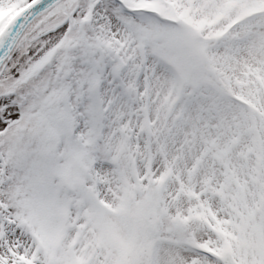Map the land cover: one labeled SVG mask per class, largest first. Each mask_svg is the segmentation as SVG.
Instances as JSON below:
<instances>
[{
	"label": "snow or ice",
	"instance_id": "snow-or-ice-1",
	"mask_svg": "<svg viewBox=\"0 0 264 264\" xmlns=\"http://www.w3.org/2000/svg\"><path fill=\"white\" fill-rule=\"evenodd\" d=\"M0 264H264V0H0Z\"/></svg>",
	"mask_w": 264,
	"mask_h": 264
}]
</instances>
